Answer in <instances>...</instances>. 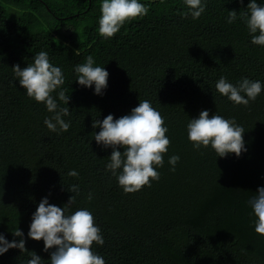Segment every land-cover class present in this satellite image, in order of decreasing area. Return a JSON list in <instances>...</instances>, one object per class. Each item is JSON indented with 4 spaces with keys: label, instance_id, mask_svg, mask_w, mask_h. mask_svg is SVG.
<instances>
[{
    "label": "trees",
    "instance_id": "obj_1",
    "mask_svg": "<svg viewBox=\"0 0 264 264\" xmlns=\"http://www.w3.org/2000/svg\"><path fill=\"white\" fill-rule=\"evenodd\" d=\"M140 2L147 15L105 39L98 31L102 0H0V234L19 242L12 234L19 228L27 249H10L0 264H26L29 252L50 264L54 249L45 252L42 240L28 236L32 217L42 199L63 208L71 196L66 214L92 213L104 238L93 251L106 264H264V236L249 204L264 187V88L244 106L215 87L221 76L233 85L242 78L264 85V46L251 43L239 17L250 0H206L198 19L185 16L184 0ZM232 10L238 18L229 24ZM40 51L65 77L69 104L59 101L60 89L53 96L70 109L66 132L46 127L53 113L28 97L12 69L27 67ZM89 55L109 73L103 95L77 82L74 69ZM145 99L164 118L171 143L159 180L126 194L106 168L112 149L96 143L100 128L92 125L129 115ZM204 110L234 118L246 151L221 158L211 146L194 149L187 125ZM172 155L180 158L175 171ZM72 185L78 194L68 191Z\"/></svg>",
    "mask_w": 264,
    "mask_h": 264
},
{
    "label": "clouds",
    "instance_id": "obj_2",
    "mask_svg": "<svg viewBox=\"0 0 264 264\" xmlns=\"http://www.w3.org/2000/svg\"><path fill=\"white\" fill-rule=\"evenodd\" d=\"M239 2L243 4L244 0ZM184 3L189 9L185 16L190 14L193 19H198L206 10V0H184ZM100 11L98 31L100 36L108 39L114 37L125 23L147 15L149 9L140 0H102ZM239 17L248 28L251 43L264 46V5L259 4L257 0H250L247 9L239 12ZM237 18L238 13L235 10L228 11L229 24ZM76 55H79V51ZM94 64L93 57L89 55L86 62L76 65L74 71L77 74V82L87 88L94 85L95 94L103 95L108 86L109 73L105 67ZM12 69L28 97L45 104L47 110L53 113L50 118H45L46 127L52 132L68 131L70 122H65L63 117L70 114V109L60 108L53 96V93L60 89L59 101L69 104L67 89L62 88L65 77L60 67L50 63L48 53L40 51L34 56L33 63L27 67L21 69L19 65H15ZM215 87L221 95L236 105L248 106L250 101L254 102L261 94L264 85L248 78H242L233 85L226 77L221 76ZM92 127L100 128L99 133H93L96 143L112 149L106 168L117 176L119 186L126 194L136 193L145 186L151 187V181L159 180L160 174L156 169L163 167L164 155L171 142L166 135L168 128L164 118L149 100H140L131 114L119 119L109 114L102 123L94 120ZM187 133L194 149L211 146L221 158L229 154L239 157L246 151L243 138L245 130L234 118L225 119L219 114L210 116L209 112L204 110L198 118L190 119ZM179 159L177 155L169 157L171 171H175ZM68 175L76 177L78 172L71 170ZM68 191L78 194L79 187L72 185ZM88 199L91 201V193ZM74 203V196L70 197L63 208L50 204L47 198L42 199L32 217L29 238L37 242L42 240L45 252L54 249L51 251L50 264H106L103 257L93 251L94 244L103 246L104 238L92 213L87 209H79L66 214L67 209ZM249 204L257 218L255 231L264 236V187L258 189ZM12 234L20 238L19 242H9L0 234V256L10 249H19L22 253L27 251L23 232L18 228L13 230ZM29 254L31 258L26 264H42V259L35 252Z\"/></svg>",
    "mask_w": 264,
    "mask_h": 264
}]
</instances>
